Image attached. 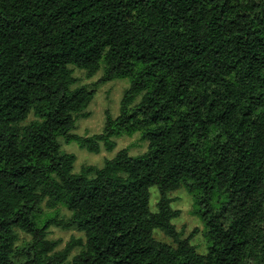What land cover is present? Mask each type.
<instances>
[{"label":"trees","instance_id":"16d2710c","mask_svg":"<svg viewBox=\"0 0 264 264\" xmlns=\"http://www.w3.org/2000/svg\"><path fill=\"white\" fill-rule=\"evenodd\" d=\"M71 66L88 77L103 69V82L129 79L99 134L72 133L95 90L72 87ZM137 132L148 141L142 154L123 148L79 173L59 142L98 153L115 148L114 135ZM179 187L204 223L205 254L192 243L197 229L183 237L172 222L181 211L167 193ZM52 225L85 239L57 250ZM17 230L31 238L17 245ZM19 257L264 264V0H0V264Z\"/></svg>","mask_w":264,"mask_h":264},{"label":"rangeland","instance_id":"374dc122","mask_svg":"<svg viewBox=\"0 0 264 264\" xmlns=\"http://www.w3.org/2000/svg\"><path fill=\"white\" fill-rule=\"evenodd\" d=\"M71 68L73 70V76L77 80L72 87L87 85L89 88H93L95 90V96L87 108V110L91 113L90 116L79 117L76 120V125L72 133L79 136H92L94 134H99L104 129L107 113L111 114L112 117H116L119 114L121 99L125 90L129 86V79L117 78L111 81L103 82L101 81L104 75L103 69H100L92 77H88L86 71L75 66H71ZM140 99L141 96H137L134 104L138 103ZM33 119H35V117L30 115L28 120L23 124H27ZM112 139L116 142L115 148L109 151L101 145V150L98 153L90 152L85 148L80 147L76 141L67 143L62 137L59 138V142L61 152L74 153L77 157L74 163V173H79L85 165H95L98 167L103 166L106 159L113 158L117 152L123 148H128L129 154L135 157L146 151L148 147V141H143L139 132L132 136L126 134H116L112 137ZM150 193V207L153 212H156L157 204L161 197L159 187L156 185L150 187ZM167 196L172 199L171 206L174 209H179L181 211V214L174 218L172 222L176 225L178 231L182 233L183 237L190 235L195 229H197V231L194 232L192 243L197 245L198 252L205 254L207 252L208 243L205 237L204 223L201 218L193 212L194 208L192 196L184 187H179L168 192ZM42 207L44 214L53 211L52 209H49L45 203L42 204ZM70 215L71 212L67 208L61 205L59 206L60 217L67 219ZM17 234V245H21L31 238L30 234L21 230H17ZM154 236L158 240L175 245L173 239L167 236L159 228L154 230ZM72 237L82 238L84 240L85 234L77 228L65 229L55 225L50 226L48 229L47 238L59 241L56 248L57 250L64 248L66 243L70 241ZM80 250L81 247L76 246L70 253L68 260L71 261L72 258L80 252ZM16 260L17 264H23L20 257L16 258ZM249 264L259 263L257 260H253Z\"/></svg>","mask_w":264,"mask_h":264}]
</instances>
